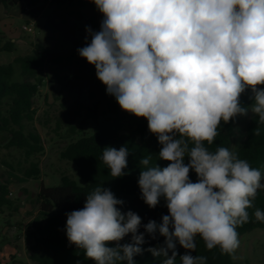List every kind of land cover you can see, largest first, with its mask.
<instances>
[{"label": "clouds", "instance_id": "clouds-1", "mask_svg": "<svg viewBox=\"0 0 264 264\" xmlns=\"http://www.w3.org/2000/svg\"><path fill=\"white\" fill-rule=\"evenodd\" d=\"M89 2L103 19L99 31L86 26L78 54L94 65L120 108L145 118L157 137L158 158L170 163L161 168L151 164V154L143 157L138 186L149 208L163 198L168 214L142 225L138 214L121 211L124 201L110 188L97 186L83 208L66 213L69 244L95 264H136L134 257L145 250L162 264H177V258L207 264L206 256L191 254L197 236L209 251L218 246L222 254H234L237 227L249 222L247 209L264 189L262 174L228 148L213 152L206 144L220 134L221 121L247 115L239 99L247 88L254 94L250 110L264 124V88L258 87L264 85V0ZM129 151L126 145L103 149L112 178L127 175ZM254 216L264 222V212L256 209ZM145 233L152 239L158 233L163 245L142 248ZM128 234L131 242L120 244Z\"/></svg>", "mask_w": 264, "mask_h": 264}, {"label": "trees", "instance_id": "trees-1", "mask_svg": "<svg viewBox=\"0 0 264 264\" xmlns=\"http://www.w3.org/2000/svg\"><path fill=\"white\" fill-rule=\"evenodd\" d=\"M23 1L29 8L42 2V0H0V5L7 8L11 3L16 5ZM79 3L96 9L95 4L89 0H80ZM92 21L94 22V19ZM66 23V21L58 23L54 16H51L47 28L52 32L62 31ZM13 50L14 43L11 41L0 45V53H12ZM46 59H50L56 65L67 67L69 85H79L81 91L82 84H87L88 87L86 100L77 99L63 106L61 121L72 134L76 133L78 126L82 129L89 122L94 125L90 136H84L70 143L60 153L63 160L77 166L78 177L83 181V186L69 176L63 175L59 186L45 187L41 180L42 170L39 162L31 161L45 150L41 135L36 129H29L28 124L35 121L37 114L35 99L40 91L37 75L40 65ZM16 66L21 69L22 81H13ZM65 82L66 78L59 80L61 84ZM253 95H248L245 91L239 98L241 105L249 111L254 103ZM246 116L238 115L226 124L221 121V127L218 129L220 134L212 145L206 144L209 150L214 152L217 147H226L231 151L236 124ZM79 119L81 121L78 123ZM2 133L10 135L7 147L23 152L26 162L29 163L28 167L18 171L28 180L41 181L35 202L38 211L31 222V232L27 237L28 242H32L29 259L34 264H95L93 260L86 258L83 250L69 244L65 226L66 213L83 208L86 196L97 186L110 188L118 199L124 201L122 206H118L121 211L135 212L142 218V225L150 220L159 223L162 216L168 214L163 198L156 208H149L141 198L138 186L139 174L143 170L140 160L143 157L151 154V164L159 165L161 168L170 163L158 158L161 145L157 137L148 130V122L145 118H138L120 108L115 97L108 95L106 86L97 79L94 65L80 56L75 54L67 57L56 56L49 48L37 44L32 54L18 57L13 63L0 64V135ZM125 145L130 150L127 168L124 170L127 175L112 178L107 166L102 162V151L105 147L119 149ZM235 153L239 158L247 160L251 167L261 171V183L264 184V124L258 122V117L254 113L246 128V139ZM187 162L188 158L185 157V163ZM3 164L13 172L17 171L6 161H3ZM190 179L192 182L197 181V176L192 171H190ZM12 184L11 178L4 173L0 174V210L7 208L19 212V207L10 198ZM253 204V208L247 209L250 215L249 222L237 227L239 239L254 229H264V222L257 221L254 216L256 209L264 212V189L258 190ZM139 232L144 233V228L141 227ZM145 241L142 248L147 249L163 245L164 237L157 233V238L152 239L145 233ZM130 242L131 234H128L119 243ZM196 243V252L191 254L206 256L207 264H235V253L222 254L218 246L209 251L199 236L196 238ZM115 245L116 242H111L108 246L115 247ZM177 249L179 255H183L186 251L179 245ZM162 259L154 257L146 250L142 255L134 257L136 264H162ZM177 264H180L179 258Z\"/></svg>", "mask_w": 264, "mask_h": 264}, {"label": "rangeland", "instance_id": "rangeland-1", "mask_svg": "<svg viewBox=\"0 0 264 264\" xmlns=\"http://www.w3.org/2000/svg\"><path fill=\"white\" fill-rule=\"evenodd\" d=\"M80 0H42L35 7L29 8L26 3L10 4L7 8L0 5V45L11 41L14 43L12 53H0V64L13 63L16 58L32 54L33 48L41 44L49 48L56 56L67 57L71 54L79 56L78 49L86 44V26L99 31L103 16L97 9L89 5H81ZM51 16L61 23L66 21L64 29L52 32L47 28ZM94 19V22L92 21ZM27 27V30L24 29ZM90 42V37L88 41ZM67 67L56 65L46 59L39 67L37 82L39 94L35 99L37 114L35 121L29 123V129H36L44 143V153L31 159L40 164L41 180L45 187H57L63 175L75 180L80 186L84 183L78 177L76 165L63 160L60 153L72 142L93 133L92 122L75 134L70 133L63 120V106L77 99L86 100L87 84L69 85ZM66 78L65 84L59 80ZM21 69L16 66L13 81H22ZM258 87L264 88V85ZM252 95L250 88L246 89ZM253 113L236 124L232 149L235 152L246 139V128ZM104 118V117H103ZM10 135H0V174L4 173L13 180L10 198L19 207V212L12 209L0 210V264H34L29 259V248L32 242L27 237L31 232V222L38 211L36 196L41 181L28 180L18 170L29 166L23 152L16 148H8ZM6 161L15 170L7 168ZM234 254L235 264H264V229H254L243 235Z\"/></svg>", "mask_w": 264, "mask_h": 264}, {"label": "built area", "instance_id": "built-area-1", "mask_svg": "<svg viewBox=\"0 0 264 264\" xmlns=\"http://www.w3.org/2000/svg\"><path fill=\"white\" fill-rule=\"evenodd\" d=\"M24 29H26V30H27V27H24ZM10 195H12V194L10 193Z\"/></svg>", "mask_w": 264, "mask_h": 264}, {"label": "water", "instance_id": "water-1", "mask_svg": "<svg viewBox=\"0 0 264 264\" xmlns=\"http://www.w3.org/2000/svg\"><path fill=\"white\" fill-rule=\"evenodd\" d=\"M11 4H13V3H11Z\"/></svg>", "mask_w": 264, "mask_h": 264}]
</instances>
